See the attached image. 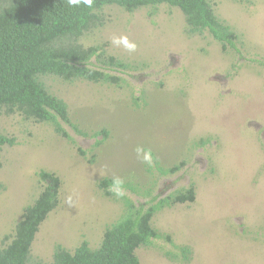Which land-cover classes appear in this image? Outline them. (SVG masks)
<instances>
[{"label":"rangeland","instance_id":"obj_1","mask_svg":"<svg viewBox=\"0 0 264 264\" xmlns=\"http://www.w3.org/2000/svg\"><path fill=\"white\" fill-rule=\"evenodd\" d=\"M209 1L238 35L236 49L188 34L183 13L166 5L99 13L79 42L104 46L129 69L119 87L43 79L68 105L70 122H60L71 140L51 123L0 110V134L15 139L0 160V249L46 186V171L61 180L60 205L41 225L30 264H53L59 245L96 249L129 204L191 186L194 203L155 216L164 237L137 251L140 264H264V0ZM120 36L137 50L113 45ZM137 145L152 149L153 166ZM117 176L127 194L106 197L100 182Z\"/></svg>","mask_w":264,"mask_h":264},{"label":"trees","instance_id":"obj_2","mask_svg":"<svg viewBox=\"0 0 264 264\" xmlns=\"http://www.w3.org/2000/svg\"><path fill=\"white\" fill-rule=\"evenodd\" d=\"M164 5L183 13L188 34L209 33L224 52L236 49L238 35L218 17L209 0H94L92 8H72L67 0H0V110L51 123L57 134L71 140L60 122H70L68 105L49 91L43 79L121 86L120 75L127 72L128 65L108 55L104 46L85 48L80 39L101 22L99 13L106 7L118 6L133 13L143 8L155 12ZM14 144V138L0 134V160L3 148ZM182 165L166 174L177 172ZM39 178L46 186L26 208L11 243L0 249V264H30L41 225L60 205V178L46 171ZM111 183L105 179L99 184L106 197L113 195L108 190ZM195 199L196 190L191 186L165 198L153 197L145 207L129 204L126 215L106 230L98 248L92 249L84 241L69 252L59 245L53 264H140L137 251L164 237L153 226L155 216ZM181 252L187 261L189 249L183 247Z\"/></svg>","mask_w":264,"mask_h":264},{"label":"clouds","instance_id":"obj_3","mask_svg":"<svg viewBox=\"0 0 264 264\" xmlns=\"http://www.w3.org/2000/svg\"><path fill=\"white\" fill-rule=\"evenodd\" d=\"M68 6L72 8L87 7L92 8L94 0H67ZM112 44L117 47H123L128 52H135L137 50V44L131 41L127 36L113 37ZM135 153L142 163L148 166L154 165V155L151 148H146L142 145H137ZM109 191L112 192L117 198L124 197L127 193L124 188V180L120 177H113L112 183L109 186ZM69 203H71V197H69Z\"/></svg>","mask_w":264,"mask_h":264}]
</instances>
